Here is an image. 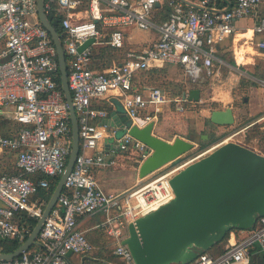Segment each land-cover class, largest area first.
<instances>
[{
    "label": "built area",
    "instance_id": "built-area-1",
    "mask_svg": "<svg viewBox=\"0 0 264 264\" xmlns=\"http://www.w3.org/2000/svg\"><path fill=\"white\" fill-rule=\"evenodd\" d=\"M52 1L57 6L69 87L79 121L80 152L38 235L43 247L29 248L12 260H0V264H82L84 256L96 259H85L83 264H135L130 249L122 244L128 236V224L173 199L169 180L183 166L167 169L126 192L109 193L99 187L94 173L97 166L106 165L105 156L94 150L100 142L107 144L111 139L112 152L133 151L139 164L145 160L152 149L130 135V127L155 122L161 108L171 102L184 113L189 100L173 98L159 86L138 89L136 76L170 64L179 66L188 82L203 83L214 75L215 62H221L218 46L234 34L235 20L249 15L262 0H233L229 7H219V0L189 1L197 6L184 0H166L169 11L164 19L158 13L162 0H45L47 15L52 12ZM30 16H35V21L31 22ZM132 29L157 30L159 37L144 47L128 50L120 63L94 67V51L103 45L125 48ZM254 29L264 32V19ZM92 38L93 43L79 50ZM255 44L264 49V38ZM110 95L119 98L131 121L121 135L107 120L109 112L94 106ZM0 110L19 126L9 135L0 132V150L16 153L19 171L0 173V252H4L7 240L17 239L22 244L29 237L35 226L30 219L37 221L48 202L37 195L49 188V181L37 179V175L60 177L72 147L57 49L39 21L37 0H0ZM99 213L103 220L82 228ZM96 229L107 236L106 250L97 249L87 236ZM247 232L234 241L228 239L221 253L201 252L188 264H248L252 247L259 245L264 252V216H259Z\"/></svg>",
    "mask_w": 264,
    "mask_h": 264
},
{
    "label": "water",
    "instance_id": "water-1",
    "mask_svg": "<svg viewBox=\"0 0 264 264\" xmlns=\"http://www.w3.org/2000/svg\"><path fill=\"white\" fill-rule=\"evenodd\" d=\"M44 4L45 0H37L38 18L49 31L57 49L61 88L70 115L72 147L65 171L31 234L14 251L0 252V260H12L33 245L43 247L37 240L38 235L80 152L79 121L69 87L66 55L61 36L45 13ZM93 42V38L89 39L79 50ZM201 95L202 83L187 82L182 92L183 99L193 102H198ZM210 121L221 126L234 124L233 108L212 110ZM154 125L153 121L143 127L133 124L128 131L152 149L138 167V175L142 179L176 161L198 144L182 137L167 141L154 134ZM203 137L207 138V135ZM169 184L174 192L173 199L128 224V236L122 244L130 249L135 264L191 263L201 252L223 242L228 233L235 229L250 230L257 218L264 216V154L241 143L227 141L220 144L180 168L171 176ZM70 255L71 252L68 253ZM85 259L96 258L84 256L83 262Z\"/></svg>",
    "mask_w": 264,
    "mask_h": 264
},
{
    "label": "crops",
    "instance_id": "crops-1",
    "mask_svg": "<svg viewBox=\"0 0 264 264\" xmlns=\"http://www.w3.org/2000/svg\"><path fill=\"white\" fill-rule=\"evenodd\" d=\"M190 1V0H187ZM196 1V0H194ZM166 0H162L159 4L158 13L161 18L164 19L167 16V9L169 7L166 4ZM264 19V0L254 9L249 15L235 20L236 30L234 34L229 36L224 42L218 46L217 56L221 60L215 62V73L213 76L206 78L203 83L205 84L209 79H212V83L215 84L216 88L221 86L231 85L237 87L241 86V83H250L251 96L245 98L244 101L249 99V117L259 115L261 108L264 107V91L260 88L258 82H264V49L258 48L255 44L256 41L264 38V32H256L255 26L259 24ZM159 37V32L157 30L142 31L138 29H132L127 35V45L133 48H141L147 44L155 41ZM137 41V42H136ZM164 67H168L172 70L176 69V65H164L163 67H158L150 70H162ZM222 68L224 69L222 71ZM135 86L140 88L137 84ZM149 86V85H144ZM186 86V84H185ZM259 86V87H258ZM186 89V87H184ZM203 89V88H202ZM182 97V93L175 95V97ZM202 96V95H201ZM173 97V98H175ZM105 105H108L111 109L109 111L108 121L112 127L117 128L118 135L126 132L127 122L130 121L126 115L121 102L118 97L110 95L107 99H104ZM187 103V102H186ZM220 107L216 109H225L228 106L233 108L235 122L238 119V111L233 104L229 102H223ZM204 118L201 122H193L185 120V118H179L171 116L170 112L162 113L160 112L158 120L154 123L153 132L157 136L167 140L173 141L177 137H182L187 140H193L199 145L201 142L211 143L205 149L198 150L197 155L190 159V162L198 159L220 144L227 142L231 139V135L220 134L226 131L227 126H221L214 124L210 121V115L203 114ZM264 120V114L259 117H255L253 121L243 125L246 126L251 124H260ZM187 122H190L189 128ZM160 124V125H159ZM206 127L207 130L203 129ZM249 127V125H248ZM203 135H207L204 138ZM112 140L109 139L108 143L106 141L100 142L94 150V152L102 153L105 156L106 165L97 166L94 173L98 182L99 187L105 192L109 193H122L133 188H136L143 184L142 178L138 175V166H135V161L129 156L131 152H112L111 145ZM200 146V145H199ZM196 148V146H195ZM114 160L115 163L108 165L107 162ZM189 163V162H187ZM186 163V164H187ZM184 164L183 166H185ZM17 171L16 168V153L8 150H0V173H9ZM95 216L89 218L84 222L92 221ZM82 228H87L82 225ZM248 232L245 230H234V233L229 235L228 239L234 241L245 236ZM220 247L212 250V254L216 255L220 251ZM248 264H264V252L261 250L259 245H255L250 249Z\"/></svg>",
    "mask_w": 264,
    "mask_h": 264
},
{
    "label": "rangeland",
    "instance_id": "rangeland-1",
    "mask_svg": "<svg viewBox=\"0 0 264 264\" xmlns=\"http://www.w3.org/2000/svg\"><path fill=\"white\" fill-rule=\"evenodd\" d=\"M29 19L31 22H33L36 18L35 16H30ZM223 70L224 69L222 68V71ZM135 79V84H137L140 88H142L144 85L159 86L162 89L166 90L171 97H175V95L173 94H176L181 89V87H184V85L188 82L183 73V70L179 66H177L175 70H172L168 67H164L162 70H152L143 74L141 73L138 74ZM221 85L222 84L220 83V88H216L215 84L212 83V79H209L205 84L202 83L203 89L201 99L198 102L188 101L187 103H185L186 111L184 113H180L176 110L175 102H171L168 105H164L161 108V112L163 114L170 112L171 116L176 117L177 119L185 118V120L187 121H191L190 118H193V122L195 121L196 123L204 121L202 120L204 118V113L209 116L211 114V111L216 109L217 107H220L221 104H224L223 102H229L230 104H233L236 107L238 111V119L234 124L228 125L226 131L220 134L229 133L231 135V139H229L228 141H235L249 148H252L259 153H264V120L260 124L250 125L249 123V127L248 125L247 127L243 126L247 124L248 120L250 119V107L248 102L249 99H247L248 101L244 100L245 98H249L251 96L252 92L250 89V85L252 84L247 83L244 80L241 83V86L238 85L234 88L230 84L225 86ZM257 85H259L262 91H264V82H258ZM0 113V117L7 118L4 111L1 110ZM187 125L189 128L190 122H187ZM7 126L8 127H6V130L4 131H8L11 125H9L8 123ZM203 129H205V131L207 130L206 127H203ZM199 145H196V148L186 153L176 161L168 163L157 171L144 177L142 179L144 180L143 184L154 180L167 169L175 168L180 165L183 166L187 162H190V159L192 157L200 153L198 152V150H200ZM176 172L177 170L175 171V173ZM100 220H103L102 213L95 215V219H92V221L90 220L83 225L89 228L92 224ZM89 233L91 234V232ZM92 235L93 234H91L90 236ZM37 249H39V246L33 245L29 251Z\"/></svg>",
    "mask_w": 264,
    "mask_h": 264
},
{
    "label": "trees",
    "instance_id": "trees-1",
    "mask_svg": "<svg viewBox=\"0 0 264 264\" xmlns=\"http://www.w3.org/2000/svg\"><path fill=\"white\" fill-rule=\"evenodd\" d=\"M232 1L233 0H219L218 6L219 7H224V6L229 7V6H231ZM51 4H52V12L48 14V17L51 20L54 27L56 28V30L60 33L61 32V26L59 23V18L56 16V13H55L57 6L55 4V1L54 2L52 1ZM166 4H167V2H166ZM167 6H168V4H167ZM168 10L169 9H167V11ZM132 48L133 47H130L129 45H127L123 49H115L109 45L100 46L99 48H97L94 51V53L92 55V59L94 61V67H96L98 69H102L104 67L112 65L113 63H120L125 59L126 52ZM148 71H152V70L142 71L139 74H141V73L143 74V73L148 72ZM184 87H185V85H184ZM184 87L182 86L181 89L176 94L174 93L173 95H178V94L182 93L183 90L185 89ZM94 106L105 109L108 112L111 111L110 107L108 105H105L104 102H102V101L94 104ZM0 112H1V110H0ZM263 112H264V107L261 108L260 112L258 113L259 115H256V116L259 117L261 114H263ZM5 115L7 118L0 117V132H2L5 135H9L13 132L14 129L18 128L19 126L17 124H15L11 118H9V115L7 113H5ZM256 116H251L249 119L250 120L249 122L253 121V119H255ZM8 123L11 126L9 127L8 131H4V130H6V127H8L7 126ZM130 124H131V121H128L127 125H130ZM209 144H211V143L201 142L199 149L200 150L205 149L207 146H209ZM128 152H130V151H128ZM129 157L135 161V159L138 156L135 152H131ZM134 164H135V166L139 165L138 162H135ZM16 173H19L18 169H17V171L13 172L12 174H16ZM42 178H45L49 181V188L47 190H40L37 197L49 199L54 188H55V186H56V184H57V182H58V180H59V177H52V176L46 175V174H38L37 175V179H42ZM23 220L24 219L22 218V221ZM30 221H31L32 225L36 224V220L30 219ZM235 230H239V229H235ZM89 232H91V234H93V235L90 236L91 234ZM89 232L87 233V236L93 242L95 247L101 251L106 250V247H107L109 241H108L107 236L105 235L104 231L96 229V230H92ZM230 233H228L226 239L223 242L217 243L211 250H209L207 252L211 253L213 249L220 247L221 249H220L219 253H221L227 245ZM19 245H20V243L17 239H9L4 243L2 250L4 252H11V251H14ZM107 258L109 260H112V258H110V257H107Z\"/></svg>",
    "mask_w": 264,
    "mask_h": 264
},
{
    "label": "bare ground",
    "instance_id": "bare-ground-1",
    "mask_svg": "<svg viewBox=\"0 0 264 264\" xmlns=\"http://www.w3.org/2000/svg\"><path fill=\"white\" fill-rule=\"evenodd\" d=\"M155 208H157V207H155ZM155 208H152V209H155ZM152 209H150V210H152ZM150 210H149V211H150Z\"/></svg>",
    "mask_w": 264,
    "mask_h": 264
}]
</instances>
